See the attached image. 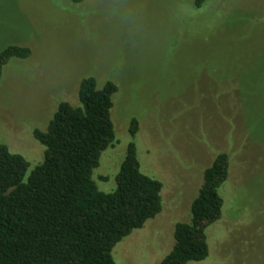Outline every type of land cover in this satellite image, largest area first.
Listing matches in <instances>:
<instances>
[{"label":"rangeland","instance_id":"374dc122","mask_svg":"<svg viewBox=\"0 0 264 264\" xmlns=\"http://www.w3.org/2000/svg\"><path fill=\"white\" fill-rule=\"evenodd\" d=\"M6 45L31 51L0 77V144L28 173L45 151L33 130L60 102L79 105L83 78L117 87L116 143L92 173L99 191L115 189L137 119L140 170L162 184V210L114 247L116 264L169 254L219 153L229 159L221 218L205 230L208 258L188 264H264V0H0Z\"/></svg>","mask_w":264,"mask_h":264},{"label":"trees","instance_id":"16d2710c","mask_svg":"<svg viewBox=\"0 0 264 264\" xmlns=\"http://www.w3.org/2000/svg\"><path fill=\"white\" fill-rule=\"evenodd\" d=\"M205 2L193 0V6L199 9ZM30 55L27 47H2L0 77L11 60L25 61ZM116 92L110 81L98 89L93 77L81 79L79 105L60 102L46 130H33L45 151L29 173L27 160L0 144V264H116L114 247L161 212L163 186L140 170L135 118L115 189L101 192L92 180L101 154L116 143L111 120ZM228 170L227 154H217L203 172L190 222L174 226L172 249L158 264L208 258L205 230L221 218L218 190Z\"/></svg>","mask_w":264,"mask_h":264}]
</instances>
